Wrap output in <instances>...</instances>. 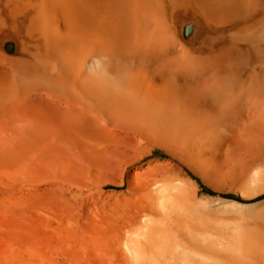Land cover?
I'll return each instance as SVG.
<instances>
[{
	"label": "bare ground",
	"instance_id": "obj_1",
	"mask_svg": "<svg viewBox=\"0 0 264 264\" xmlns=\"http://www.w3.org/2000/svg\"><path fill=\"white\" fill-rule=\"evenodd\" d=\"M264 0H0V264H264Z\"/></svg>",
	"mask_w": 264,
	"mask_h": 264
},
{
	"label": "rangeland",
	"instance_id": "obj_2",
	"mask_svg": "<svg viewBox=\"0 0 264 264\" xmlns=\"http://www.w3.org/2000/svg\"><path fill=\"white\" fill-rule=\"evenodd\" d=\"M261 199H264V196Z\"/></svg>",
	"mask_w": 264,
	"mask_h": 264
}]
</instances>
